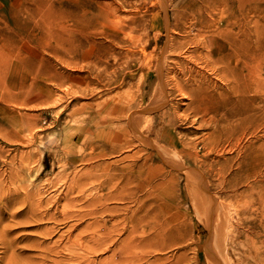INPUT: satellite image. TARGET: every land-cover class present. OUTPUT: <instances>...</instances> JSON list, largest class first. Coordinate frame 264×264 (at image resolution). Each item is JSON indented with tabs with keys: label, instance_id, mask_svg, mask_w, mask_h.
Segmentation results:
<instances>
[{
	"label": "rangeland",
	"instance_id": "1",
	"mask_svg": "<svg viewBox=\"0 0 264 264\" xmlns=\"http://www.w3.org/2000/svg\"><path fill=\"white\" fill-rule=\"evenodd\" d=\"M222 1L0 0V264H264V0ZM226 11L258 43L248 105L261 115L240 132L243 92L214 64ZM158 68L170 94L154 107ZM175 163L198 173L207 208ZM90 202L109 211L88 215ZM113 217V241L71 256ZM134 222L160 235L123 243Z\"/></svg>",
	"mask_w": 264,
	"mask_h": 264
},
{
	"label": "bare ground",
	"instance_id": "2",
	"mask_svg": "<svg viewBox=\"0 0 264 264\" xmlns=\"http://www.w3.org/2000/svg\"><path fill=\"white\" fill-rule=\"evenodd\" d=\"M224 1V0H223ZM222 1V2H223ZM226 1V0H225ZM228 1V0H227ZM226 1V2H227ZM230 1V0H229ZM228 1V2H229ZM225 2V3H226ZM227 2V3H228ZM232 6L234 5V2H232ZM236 5V4H235ZM218 7V6H217ZM226 7V6H225ZM203 8V7H202ZM207 8V6H206ZM220 8V6H219ZM229 8V5L227 7V9ZM236 8V7H233V9ZM208 9V8H207ZM209 10V9H208ZM219 10V9H218ZM223 10V9H222ZM225 10V8H224ZM237 10V9H236ZM207 11V10H206ZM221 11V10H220ZM232 11V10H231ZM248 11V10H247ZM227 12V11H226ZM225 13V12H223ZM229 13V12H227ZM226 13V15H228ZM236 13V12H235ZM235 13L234 12H230L229 13V17H228V20L226 21V26H227V32L226 33H231V40L229 41V44L227 46H225L222 51V53H215L214 57H215V61H214V64L215 66L216 65H221L222 66V69H221V72L223 73L222 76H226L229 74V72L232 73V77L236 80L237 84L240 86V90H238L239 92L242 91L243 93H240V97L238 98V100L235 102V105H236V108H237V111H236V116H240V121L239 122H235L236 124L234 125V129L235 130H239L240 131H243L247 128H249L250 126H253L254 123L257 121L256 119L261 115V113H257L258 110L257 108L254 109V108H250V106L248 105V102L249 103H256L258 98L256 96V94L258 93V84L256 83V80H255V76L253 75V71H254V61L256 60V51L258 50L257 47H258V43H257V35H254L251 31H247L245 29V23L238 19L236 16H235ZM241 14V13H240ZM239 14V15H240ZM238 15V16H239ZM223 16V15H222ZM225 16V15H224ZM240 17V16H239ZM222 18V17H221ZM223 19V18H222ZM215 24V23H214ZM214 24H209L210 25V28L211 26H213ZM188 25V24H186ZM182 26V25H180ZM185 26V25H184ZM205 26H208L207 23H202L201 24V27H205ZM177 27V24L176 26ZM179 28V27H178ZM187 28V26H186ZM207 28V27H206ZM209 28V29H210ZM238 29V30H237ZM185 32H186V29H184ZM221 31L224 32V29L221 28ZM188 32V31H187ZM185 34V33H184ZM188 34V33H187ZM190 34V33H189ZM187 36V35H186ZM197 37V36H196ZM191 38V37H190ZM183 42V41H182ZM197 42V41H196ZM184 43V42H183ZM193 43V42H191ZM198 45H201L203 46L204 48L206 49H209V52H212V45L211 43H209L208 41L206 42H197ZM172 45V44H171ZM173 46V45H172ZM200 46V47H201ZM165 47V45H164ZM172 48V47H171ZM162 50V49H161ZM166 48H164L163 52H161L162 54H164ZM173 50H176V49H173ZM171 52V51H170ZM166 59V58H165ZM160 60V58H159ZM212 60V59H211ZM148 61V60H147ZM178 63V62H177ZM212 63V62H211ZM164 64V63H163ZM182 65V64H181ZM180 67V65H178ZM146 67V66H145ZM148 67V66H147ZM150 67V65H149ZM177 67V66H176ZM187 67V66H186ZM157 68V67H156ZM219 68V67H218ZM181 69V68H180ZM220 69V68H219ZM185 71V70H184ZM187 71V70H186ZM185 71V72H186ZM158 72H159V77H160V83H159V86L160 88L159 89V93H160V97L157 99L158 101L156 102V105L154 107H158V106H161V105H165L167 102H168V91H167V87H166V84L165 82L162 80V75H161V72H160V69L158 68ZM174 72V71H173ZM180 73V71H179ZM193 74V73H192ZM198 74V73H197ZM203 74V73H202ZM178 75V74H177ZM183 75H185V73H183ZM204 75V74H203ZM202 75V76H203ZM142 76V75H141ZM196 76V75H195ZM176 77V76H175ZM198 77V75H197ZM174 78V77H173ZM190 78V77H189ZM194 78V77H192ZM204 78V77H203ZM180 79V77H179ZM147 80V79H146ZM145 80V81H146ZM177 80V79H175ZM174 80V81H175ZM185 80V79H183ZM188 80V79H186ZM196 80L198 79H195V82ZM142 81V80H141ZM149 81V80H148ZM178 81V80H177ZM189 81V80H188ZM203 81V80H202ZM232 81V79L230 80ZM234 81V80H233ZM172 82V81H171ZM170 82V83H171ZM182 84L185 82H182V79L180 81ZM194 82V84H195ZM199 82V81H198ZM186 83V82H185ZM203 83V82H202ZM133 84V83H132ZM190 84V82H189ZM187 84V85H189ZM193 84V85H194ZM257 84V86H256ZM147 85V84H145ZM169 85V84H168ZM175 82H174V86H175ZM186 85V86H187ZM197 85V83L195 84ZM201 85V84H200ZM200 85H198L197 87H199ZM204 85V84H203ZM202 85V87H203ZM172 86V85H170ZM178 86H179V82H178ZM131 87V86H130ZM233 87V86H232ZM132 88V87H131ZM176 88V87H175ZM174 88V89H175ZM187 88V87H184V89ZM193 88V87H192ZM196 88V87H195ZM130 89V88H129ZM169 89V87H168ZM182 89V88H181ZM176 90V89H175ZM174 90V92H175ZM178 90V89H177ZM194 90V88L192 89ZM197 90V89H196ZM200 90V89H199ZM260 90V89H259ZM140 91V90H139ZM201 91V90H200ZM134 92V91H133ZM183 92V91H182ZM194 92V91H192ZM191 92V93H192ZM251 92H254L255 95L253 96L252 100L250 101H247L246 99V96ZM185 93V92H184ZM170 94V93H169ZM133 95V94H132ZM138 96V95H137ZM170 96V95H169ZM193 96V95H192ZM197 96V95H196ZM263 98V97H262ZM137 99V98H136ZM191 99V98H190ZM170 100V99H169ZM192 101L194 100L193 98L191 99ZM197 100V99H196ZM263 100V99H262ZM129 103V102H128ZM131 103V101H130ZM129 103V104H130ZM133 103V102H132ZM121 104V102H120ZM201 104V103H200ZM204 104V103H203ZM126 105V104H125ZM136 106V105H135ZM140 106V105H139ZM142 106V105H141ZM140 106V107H141ZM150 106V105H149ZM198 106V105H197ZM129 107V106H128ZM132 107V106H131ZM134 107V106H133ZM138 107V109L140 108ZM153 107V108H154ZM173 107V106H172ZM207 106H205L204 108H206ZM118 108V112H119V107ZM152 108V109H153ZM178 108V107H177ZM203 108V106H202ZM201 108V109H202ZM203 108V109H204ZM235 108V109H236ZM130 109H133V108H129ZM144 109V108H143ZM149 109V108H147ZM259 109V108H258ZM150 110V109H149ZM154 110V109H153ZM173 110V109H172ZM118 112L116 114H118ZM128 112V111H127ZM136 112V111H135ZM203 112V111H202ZM134 113V112H133ZM114 113V115H116ZM128 114V113H127ZM227 114V113H226ZM259 114V115H258ZM118 115H121V114H118ZM131 115V114H130ZM203 115V114H202ZM117 116V115H116ZM122 116H127L126 115V111H125V115H122ZM140 116V115H139ZM177 116V115H176ZM263 116V119H264V114H262ZM123 118V117H122ZM138 118V117H137ZM144 118V117H143ZM146 118V117H145ZM178 118V117H177ZM254 118V120H253ZM118 119V118H117ZM121 118H119V121H120ZM165 119V118H164ZM182 119V118H181ZM161 120V118H160ZM159 120V121H160ZM180 120V118L178 119ZM185 120V118L183 119ZM187 120V119H186ZM138 121H141L140 119H137V122ZM154 121V120H153ZM152 123H155V121ZM166 121V120H165ZM230 121V120H229ZM181 122V121H180ZM183 122V121H182ZM204 122V121H203ZM158 123V122H156ZM137 124V123H136ZM210 124V122H209ZM139 126V125H138ZM202 126V125H201ZM204 126V125H203ZM230 126V125H229ZM131 127V126H130ZM140 128L142 126H139ZM160 127V126H159ZM143 128V127H142ZM121 129V128H120ZM127 129V128H126ZM130 129V128H129ZM127 129L126 131L128 132ZM125 130V129H124ZM121 131V130H120ZM130 131V130H129ZM124 132V131H123ZM137 132V131H136ZM149 132V131H148ZM126 133V132H125ZM130 133V132H129ZM183 133V132H182ZM119 134H121V132H119ZM131 134V133H130ZM159 134V133H158ZM114 135H117L114 134ZM123 135L127 136V134H124ZM132 135V134H131ZM184 135V134H183ZM118 136V139L120 135H117ZM134 136L138 139H145V136L143 137L141 134H136L134 133ZM181 136V135H180ZM121 137V136H120ZM159 137V136H158ZM129 137L127 136V139ZM148 138V137H147ZM131 139V138H129ZM134 140V139H133ZM232 140V139H231ZM149 141V140H148ZM155 142V141H154ZM165 143V142H164ZM116 144V143H115ZM122 144V143H121ZM131 144V143H130ZM133 144V143H132ZM131 144V145H132ZM168 144V143H167ZM187 144V143H186ZM158 145V144H157ZM189 145V144H188ZM127 146V145H126ZM190 146V145H189ZM129 147V146H127ZM177 149V148H176ZM181 149V148H180ZM179 149V150H180ZM138 150H140L138 148ZM161 151L163 152V154L165 155V157H167L168 160L172 161H177V162H180L181 161V158L178 154L175 153V155L168 149H164V148H161ZM130 152V151H129ZM184 152V151H183ZM144 153V152H143ZM197 153V152H196ZM191 156V155H190ZM189 156V157H190ZM184 157V156H183ZM205 161V160H204ZM144 162V161H143ZM149 163V161H148ZM147 163V164H148ZM196 163V162H195ZM203 163V162H202ZM207 163V162H206ZM130 164V163H129ZM132 165V164H131ZM169 165V164H168ZM189 165V164H188ZM197 165V164H196ZM144 166V165H143ZM143 166H139V169L136 171V175L141 178L142 175H143ZM175 168H178L179 170H183L186 172V175L188 176V183L190 184L189 187L191 190H194L193 192H196L197 195L201 196L202 197V206L207 208L212 201V198L210 197L209 195V191L207 189V186L199 179V176H198V173H194V172H191L189 170H184L182 167H179L176 165V163L173 165ZM170 168V167H169ZM173 168V167H172ZM171 168V169H172ZM133 169V168H132ZM168 170V169H167ZM178 170V171H179ZM132 171V170H131ZM130 171V172H131ZM182 171V172H183ZM134 172V171H133ZM132 172V173H133ZM181 172V173H182ZM135 173V172H134ZM131 175V174H130ZM166 177V176H165ZM128 180V179H127ZM133 180V179H132ZM141 180V179H140ZM127 184H131L130 181H126ZM133 184V183H132ZM131 186V185H130ZM134 186V185H133ZM132 187V186H131ZM132 190V189H131ZM133 192H144V188H143V185L141 184V182H138L136 183L135 185V188L134 190H132ZM102 200V199H101ZM100 200V202H101ZM42 201H40L41 203ZM53 206V205H52ZM52 206H50L52 208ZM96 206V205H95ZM89 207H92V210H90L88 212V215H92V216H97L99 214H104L106 212H108V208H104V207H101L99 209V207H97V209L95 210L93 208V202H90L89 204ZM47 209V208H46ZM42 214V213H41ZM45 214V213H44ZM15 215V214H14ZM13 215V216H14ZM42 216V215H41ZM15 217V216H14ZM128 219L127 216H125V220ZM111 222H112V226L111 228L107 227V220H103L102 223L100 224L99 226V230H96L95 233H93V235L89 238V240H86L84 241L83 238H80L79 239V242L76 243V245L78 246V248H75L73 247L72 250V254L71 256H75V257H78V256H82V253L85 254V252L87 253H94V252H97L102 246L104 247L105 245H107L109 243V241H113L114 237H113V234L117 231V227H118V224L117 223V220L115 219V217L111 218ZM12 227V226H11ZM122 233H126V236L122 239V242L127 244L129 242L130 239H132V237L134 236L133 234H136V233H139V236L144 239V240H153L155 239L156 237H158L160 234L158 233H153L152 232L150 234H148L146 237L144 234H146L147 232L145 230H143L142 232H139L138 230V225L134 222L132 223L131 226L129 225H125V227L123 228V231ZM87 238V237H86ZM88 239V238H87ZM42 246V245H41ZM40 246V247H41ZM45 247V246H44ZM43 247V248H44ZM42 248V247H41ZM42 248V249H43ZM45 250V248H44ZM48 251H53L52 248H46V252ZM81 251V252H80ZM83 251V252H82ZM118 251V250H116ZM42 255V254H41ZM84 256V255H83ZM131 264H134L135 263V259L134 258H128L127 259ZM45 262V261H44ZM44 264V263H43Z\"/></svg>",
	"mask_w": 264,
	"mask_h": 264
}]
</instances>
